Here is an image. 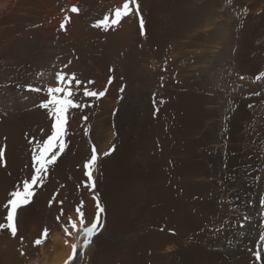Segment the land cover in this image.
Here are the masks:
<instances>
[{
  "label": "bare ground",
  "instance_id": "1",
  "mask_svg": "<svg viewBox=\"0 0 264 264\" xmlns=\"http://www.w3.org/2000/svg\"><path fill=\"white\" fill-rule=\"evenodd\" d=\"M47 1L49 0H31V1L29 0L28 1L26 0H19V1L0 0V9L5 8V10L6 9L8 10V9L19 8V7H23V9H25L24 7L27 6V4H31L30 7L33 9V11L36 12L37 10V13H38L39 9L42 10V7H41L42 3L45 5ZM69 1L71 0H68V2ZM215 1H218V0H215ZM72 2H75V1H72ZM76 2L80 4L83 3V5L88 3L94 7L96 6V3H97L96 0H76ZM146 2H147L146 5L150 11V16L148 15L149 16L148 26H147L148 38L146 39V41L143 40L144 44L142 48H140V34L136 35L138 28L134 26L131 16L122 17L121 19L122 21L120 20L121 22H118L117 23L118 25L116 24H109V25L107 24V26L105 25L107 28H109L107 29L105 27L107 29L106 33H103V34L98 33L99 35H95V36H93L92 34L93 31H91L89 25H87L84 22V17H83L84 15L82 16L80 15L75 18L74 20L75 22L73 21L74 27H73L72 34L67 35V36H65L66 34L62 35L63 38L65 36V38L67 39L66 42L67 41L72 42V45H73L72 47L74 48L76 47L86 48L90 46L89 44L92 39L97 38L106 46V55L104 54L105 55L104 58H106V61L104 60V58L102 59L94 58L95 56L93 53L91 57L92 58L91 64L89 65L87 64L86 59H84L80 55H77L78 53L76 54V52L70 51L69 49L62 48L61 46L51 45L52 43H54L51 38L54 36L55 33H57L53 31V29L50 28L51 26L49 27L47 25H44L41 29L34 30V31H27V28L26 30L24 29L25 28L24 27L25 24L23 22L24 16L20 15L19 13L11 14L10 18L17 20L18 22V24L16 26L14 25V27H8L10 22L8 23L7 27H4L3 25L7 24L5 22L7 20L9 21V19L4 21L0 18V87L2 84L6 82H15V81L18 82V77L19 78L21 77L20 80L22 81L20 82L22 84H30L31 82L41 83L43 81H47L46 80L47 74L45 75V73L46 71H49L48 69L53 67L54 71H56L58 68H60L63 65V63L65 64L68 61L71 62L72 59H73V63L71 64L68 70H74V69H78L79 71L83 70L86 76L91 75V77L97 78L98 80H99V77H98L99 75L97 76V74L98 73L101 74L102 72L105 71V74L103 73V77H100V78L104 79L106 75L108 76L112 75L111 77H113L115 87L121 83V80L123 79L122 76L126 73L129 77H131V79L128 78L129 82L134 85L138 83L140 79H149L150 82L151 80H154L156 82V81H159V79L161 78L167 79L170 73V69L175 66V63L177 62L176 59L178 57L182 59L183 57H185L186 59H190L192 57V54L194 56L197 54L195 56L196 58L195 62H197L199 65V66L197 65L198 69L197 68L196 69L200 71V75L197 74L198 77L194 76V74L191 72L193 69L191 70L190 68L191 67L195 68L196 65L194 64L195 65L194 67L193 65L191 66V64H188L186 68H188L189 71L191 70L190 72H188L190 73L189 74L190 77L189 78L187 77L188 83L186 82L187 83L186 87L188 88V91L185 93V96H182L183 98L181 97L180 93L178 94L176 93L177 95L176 101H175L176 103H175L174 109H172L174 110V113L176 115L173 121L175 124L173 127L174 138L175 137H176L175 139L179 138L181 142L182 141L189 142V136L190 138H192L191 130L197 124L195 120L197 116H200L201 109L210 111L211 114L218 111L219 119L221 120V123H222L223 120L226 118L225 117L226 114H224V112L228 110L231 111V108L229 109L230 103L231 101L232 102L234 101V103L235 102L243 103V105L246 107L248 111L247 115L253 112L256 113L257 108L259 109L258 110L259 115L257 118H255V121H253L254 123L253 125H251V128H253L254 126V131L259 132L260 134V135L256 134L257 138L259 135V137L262 140H264V102H262V100H264V83L262 85H257L260 83H257V84L255 83V81H257L256 77L262 72L263 68L262 70H257L259 69L257 68L258 67L257 61L259 59L258 57L260 56L255 57L253 55V51L254 50L257 51V49L258 50L261 49L259 51L264 53L263 52L264 45H261L264 43H260L259 46H256L253 44L255 43V41L253 40L254 38H257V41L264 38V26H262L263 23H260V22L258 23L257 20L256 22H250L251 20L248 19V22L250 23L245 24V25H248V27H245L243 29L239 26L240 28L237 29L236 22L239 20H234V15H232L233 17L230 15L231 14L230 12L232 11V7L234 5L230 6L229 2L223 1L224 4L228 3L227 6L229 5L230 7L229 8L227 6L225 7L223 6L224 4L222 3L223 4L222 10L220 11L217 10L218 13H216V15L213 16L212 24H211L212 26L211 25L209 26L208 24L201 32L197 30V33H196V31L193 30L195 32L193 33L191 32L192 31L191 28L194 26L193 28L196 29L195 25L199 24L200 26L202 24L201 22L198 21V18L196 17L197 15L196 11L193 12V10H191L192 8L190 9L189 6H186V5L184 6L183 3L174 5V3L172 4L168 1L162 2V4H159V5L156 3L155 0H146ZM233 4H236V3H233ZM238 4H239V1H238ZM241 4L242 3H240V5ZM52 5H53V2H52ZM245 6H247V3ZM46 7H47V4H46ZM239 7L241 8V6ZM235 9H237L236 5H235ZM258 9H256L257 12H259ZM211 10L212 8L210 9V11ZM238 10L239 9H237L236 11ZM248 10L249 8L247 9V11ZM200 11L201 10H199V12ZM47 12L48 11H46V13ZM207 12H208V9H207ZM39 13H41V11ZM209 13L210 12H208L207 14ZM235 14L237 16L236 12ZM198 15H201V14L198 13ZM31 16H34V15H31ZM35 16L32 17L33 19L31 18L30 19L33 20L34 23L36 22L38 23L40 19L37 16L36 17ZM39 17H40V14H39ZM240 17L241 16H238L237 18H240ZM42 18L43 17H41V19ZM95 19H99V17ZM252 21H254V18L252 19ZM261 22H264V21H261ZM28 24H30V22H28ZM246 30L250 34L248 38L246 37L245 32H244ZM208 31L210 33V37L208 38L209 48H208L207 53L205 51H201V53H199L200 51L197 52L196 50L193 53L191 49L190 51H187V48L189 49L190 46L192 47L200 46L201 47V46L208 45L206 44L207 40L205 39L206 33ZM16 33L18 36L16 35ZM185 38L186 39L188 38V39L186 41L185 40L183 41L182 39H185ZM246 39H248L247 41H249L250 44H248L247 49H244L242 46V43L245 42ZM186 46H189V47L185 48ZM127 47H129L128 50H127ZM171 49L172 50L174 49L175 51L173 54H172ZM202 50H205V48H203ZM246 50L248 51V54H249V59H247L248 61L247 65L250 68L247 69L248 70L247 72L250 73L249 74L250 76L249 75L246 76V78H249V80L246 79V81L243 82L241 77L242 75H244L245 72L241 71L242 69L241 67L243 66L241 65V62H242L241 59L242 58L244 59L243 56L246 54L245 53ZM65 52H67V54ZM61 53L65 54V57L58 58V56ZM31 58H34L36 61V64H35L36 70L34 69L35 70L34 72H31L32 70H30L32 66V64H30L31 66L29 65V63L32 60ZM80 58L84 62H82V64H77L78 61L80 62ZM246 58H248V56ZM10 59L12 60L14 59L13 60L14 62H13V65L11 63V65L9 64L8 68L6 67L7 68V72H6L4 71L5 68L2 67L3 65L2 62L3 60L10 61ZM152 60L158 64L157 67H159V64L161 65L160 70H157V68H155L156 66L155 64H153ZM116 61H118V64L119 63L121 64L122 62L127 63L126 61H129L130 65H129V62L126 64V67L127 68L129 67V69L127 68L126 70L123 69L125 67L119 66L120 64L117 65V67H115L116 65L114 64V62L116 63ZM147 61L152 62V65L149 64ZM263 61L264 59L263 60L260 59V63H262ZM145 62L147 63V65L143 64ZM188 63H189V60H188ZM78 65H80L79 68L77 67ZM153 66H155L154 67L155 69L153 68ZM260 66L262 65H259V67ZM180 70H183V69H180ZM50 71L54 72L52 69ZM186 71L185 73L187 74ZM31 73H34V75ZM38 74L39 76L37 78ZM253 78H254V81H252ZM16 82L14 85H16ZM172 84L175 85V83H172ZM196 85L198 86V91L200 89V93L202 89L205 91L210 90L214 93H217L216 94L217 96L213 98H207L199 94L197 90L195 89ZM9 90L10 92L8 96H2L0 98V104H3L7 107L17 106L21 110L25 109L27 106L35 104L36 103L35 101H38V98L40 99L42 95V94L39 95V93L36 94V93H31V92H26V91H19L16 89V86L9 88ZM255 93H259V95H261V98L256 99ZM165 95H162V96H165ZM42 97L44 99V96ZM163 99L164 98H162V101ZM218 101L220 102L219 105L217 104ZM108 104L109 103L106 101L104 108L108 107ZM159 104L160 103L158 101L157 105ZM218 107H220V110H218ZM239 109L238 111H240ZM45 114H46L45 111H39L38 113H35L33 115H28L25 118L17 119L16 121H10V119H8V120H5L2 124H0V127L3 129V131L5 130L16 143L17 141H19L16 135L17 134V131H16L17 123L16 122L30 123L33 119L42 121ZM0 116H1V113H0ZM11 119H13V117ZM134 120L135 122L136 120L139 122L136 116ZM192 120H193V123L191 122ZM42 122L44 123V121ZM182 123L184 126L183 128L184 130L180 128V125ZM102 124L101 126L103 127ZM223 125H226V124H223ZM243 129L244 128H242V130ZM212 131L214 130L212 129ZM213 137H214V134H213ZM254 139L256 140V138ZM225 144L226 142H224L223 139H219L218 143H215L214 145L219 146L218 147L219 149L217 148L216 149L218 152L221 153L222 151L224 152ZM236 144L238 146V143ZM251 149H247V148L243 149L246 152L245 154H243V157L242 156H241L242 158L236 157L234 159L235 167H238V164L240 165V163L238 162V159L239 160L240 159H254V157L252 156L253 152ZM174 153L177 154L176 157H179L181 159H173L174 166L172 167L171 170L169 167L171 162L169 163L167 160L162 161V159H158V161L155 160V162L153 161V159H148V161L150 162H148L147 164H150V165L149 167L147 165L148 168L142 171L136 168L137 167L136 164L140 162V159H112L109 162L108 168H107L108 170L107 171V182H106L107 185L105 189V205H106L105 213L107 216L108 226L106 225L107 228H105V230H107L108 232L120 233L122 231H126L127 229H130L133 226L134 218L136 216L142 215L140 214V212L144 204H146L147 202L148 204L146 205L150 209V217H152V220H157L160 217H162L165 221V219L168 218L169 220L168 224L170 225L169 228L171 229L170 230L171 232L170 234L155 232V234L153 233L151 235L144 236L142 239H140V248L138 249L136 246L137 244L134 245L133 242H132L133 244L132 246L130 247L127 246L128 247L127 249H122V246L119 244L120 242L118 243L117 241L108 240L109 242L106 244V246L100 248L99 251L95 254V258H93L94 259L93 264H108V262L114 261L115 259L122 260L124 264L125 263L133 264L136 259L137 261H140V263H145L147 261L148 251L150 248L153 249V253L156 252V250L160 251V249L167 250L166 252H169V258L171 259L169 261L171 262V264H250L249 263L250 260L246 259L248 258V255L244 253V249L246 250L249 247V244H250V247L256 248V249L257 247L264 245V241L260 240V236L263 235L264 233V215L262 213L263 207L259 206V201L264 196L263 195L264 189L262 188L263 189L262 191L259 190L260 194H258V197L256 200L257 206L254 207L253 209L252 207L251 209H249L250 208L249 207L248 209L250 211L247 209L248 212L245 216L250 218L248 220H245V222L248 221L247 225L244 227L239 226L238 229L227 227L226 232H224L226 234L225 235L222 234L223 236H221V239H219L220 232H221L220 226L228 222L227 219H229L228 217H229V214L231 213L230 212L231 209H228V211L224 212V206L227 207V205H229L232 202L231 198L229 197L230 193L229 192L221 193L218 189H216L218 192L215 191L214 193L215 197L210 196V192L207 191V188L209 185L211 187H214V184L205 183V180L209 177L206 174L207 172L205 173V170L207 168L206 163L210 160L201 159V161L200 160L186 161L182 158H184V156L188 158L187 154H190V153L180 152L177 150ZM142 160L145 161L144 159ZM213 161H210V162H213ZM219 164L222 169L220 162ZM116 177L118 178L116 179ZM119 178H121L120 180L122 181H119ZM201 182H203V184ZM10 187H11L10 183L8 184L6 179L5 181H3V179L0 177V216H3L4 214H6V209L3 208V203L9 199V195L7 197L8 193L6 192L9 190ZM195 195L200 196L199 199L196 201L193 200ZM72 196H71V199H66V200H64L63 197L61 199L59 198L61 202H58L60 201L58 200L56 205H54V207L50 211L40 210L37 212H33L30 209L31 207L29 208L30 205L28 207L22 206L20 209H18L17 236L13 237L10 234V232L7 230L0 231V264H64L67 261L68 256L72 252L71 246L73 244H76L77 242H78L77 251L78 253H80V251L84 249L81 247L82 246L81 241L84 240L85 237L79 231V220L75 221V223L77 224V229L75 230L72 229L71 226L68 227L63 224H60L61 226L63 225L62 227H60L61 229H57V227L55 228V225H54L55 223L54 218L57 212L67 213L66 210L69 207H72L71 205ZM217 198H223L225 202L223 204H219L216 201ZM63 201H66V202H63ZM238 208H241V206L240 207L238 206ZM243 208L244 207H242V209ZM76 209H77V206H76ZM91 210L92 212L94 211L93 209ZM57 216H61V215H59L58 213ZM147 219L149 218L147 217ZM0 222H3V221L0 220ZM88 225L90 224L86 223V226ZM65 227L68 228V232H65L64 230ZM45 229L48 230L47 238H48V241H50L51 243L47 241L49 244L42 242L43 244L36 245L34 243L36 236L39 235V239H40ZM131 233H134V232H131ZM192 238H196L197 240L196 241L192 240ZM96 239H99V238L97 237ZM23 244L25 246H22ZM93 247H94V243L90 245L88 249H86V252L87 253L90 252L91 249H93ZM22 252L24 253L23 255H21ZM155 256L158 258V255L155 254ZM29 257L30 259H28ZM77 260L74 261L73 264L74 263L79 264L80 262H82V260L81 261L78 260L79 262H77Z\"/></svg>",
  "mask_w": 264,
  "mask_h": 264
},
{
  "label": "rangeland",
  "instance_id": "2",
  "mask_svg": "<svg viewBox=\"0 0 264 264\" xmlns=\"http://www.w3.org/2000/svg\"><path fill=\"white\" fill-rule=\"evenodd\" d=\"M17 1H19V0H17ZM26 1H28V0H26ZM29 1H31V0H29ZM72 1H75V2H72ZM98 1L99 0H96V2L98 4L96 3V6L94 7L88 3H87L88 5L87 4L83 5V3L80 4V3L76 2V0H71L69 2H68V0H56V1L55 0H52V1L49 0L46 3L47 7H46V4L45 5L43 3H42V5L40 4L42 7V10L39 9L38 13H37V10H36V12L33 11V9L30 7L31 4H27V6L24 7L25 9H23V7L13 8L14 10L13 9H8V10L6 9L5 10V8L4 9L2 8V9H0V11H1L0 12V14H1L0 18L4 21L9 19V21L7 20L5 22L7 24L4 23L6 25V26L3 25L4 27H7L9 22L10 23H9L8 27H14V25L16 26L18 24V22H17V20L10 18L11 14L12 13L13 14L19 13L20 15L24 16V20H26V21L23 20V22L25 24L24 29L26 30V28H27V31H34V30L41 29L44 25H47L49 27L51 26L50 28L53 29V31L58 33V34L55 33L57 37L54 34L55 37L53 36L51 38L52 41L54 42L51 45L61 46L62 48L69 49L70 51L76 52V54L78 53L77 55H80L81 57L86 59V62L89 65V64H91V60H92L91 57H92L93 53L95 56L94 58H96V59H102L105 57L106 46L100 40H98L97 38H94L90 41V44H89L90 46H88L86 48L85 47L84 48L83 47L74 48V47H72L73 46L72 42H68V41L66 42L67 39L65 38V36L72 34L73 27H74L73 25L75 22L74 20L77 16H80V15L81 16L84 15L83 16L84 22L87 25H89L91 31H93L92 32L93 36L99 35L98 33H100V34L106 33V30L109 29L106 27L107 25L106 26L101 25L100 27H96L95 25L97 24L98 21L102 20L103 17L106 15L109 16L110 18L113 17L115 9L118 7L122 8L125 0H100L99 2ZM155 1L158 5L162 4V2H167V1L172 3V4L174 3V5L179 4V3H181V4L183 3L184 6L186 5V6H189L190 9L192 8L191 10H193V12L196 11V14H197L196 17L198 18V21L201 22L202 25H200V26H199V24L195 25L196 29H194L193 28L194 26H193L191 28V30H192L191 32H193V33H195L194 31H196V33H197V30L201 32L208 24H209V26L212 24L213 16H215L216 13H218V11L222 10L223 6L226 7L228 4V3L224 4L223 1L229 2L230 6L234 5L232 7V11L230 12L231 14L230 13L229 14L231 16L234 15V20H239L236 22V24H237L236 28L237 29H239L240 27L244 29L245 27H248V25H245V24H249L250 22H256V20L258 23L259 22L263 23V25L262 24L261 25L264 26V22H261V21H264V18H263L264 17V10H262V9H264V7H263L264 6V0H244V1L243 0H232V2H231V0H229V1L228 0H218V1H215V0L214 1L213 0H211V1L210 0H167V1L166 0H155ZM219 1H220V3H219ZM234 1H236V2H234ZM238 1H239V4H238ZM52 2H53V5H52ZM136 2L139 5V15L133 14L135 12V5L130 3V8L132 9V12H130L129 15H127V16L132 17L131 19H132L134 26L138 28L136 35L140 34V48H142L144 41H146V39L148 38L147 26H148V18L150 16V11L146 5L147 4L146 0H136ZM206 2H207V4H206ZM233 3H236V4H233ZM240 3H242V4L240 5ZM246 3H247L248 7L245 6ZM100 4H102V5H100ZM214 5L217 8H215ZM235 5H236V8L239 9L238 11H236L237 9H235ZM261 5H263V6H261ZM73 6L78 8V12L73 13L71 11ZM230 6L228 5L227 7L229 8ZM239 6H241V8L243 10ZM199 7H201V8H199ZM213 7H214V9H213ZM257 7L259 9L260 8L261 9L259 10ZM211 8H212V10L210 11ZM245 8H247V9L249 8V10L247 11V9H245ZM19 9H21V10H19ZM44 9H45V11H44ZM207 9H208V12H210L209 14H207L208 13ZM215 9H216V11H215ZM256 9H258L259 12H257ZM199 10H201V11L199 12ZM250 10H252V11H250ZM40 11H41V13H39ZM42 11H44V12H42ZM46 11H48V12L46 13ZM235 12L237 13V16H236ZM251 12H252V14H251ZM255 12H256V14H255ZM99 13H101V14H99ZM198 13L201 15H198ZM204 13H206L207 15ZM245 13H247V14H245ZM259 13H261V14H259ZM39 14H40V17H39ZM76 14H78V15H76ZM31 15H34V16L36 15L40 19L38 21V23L37 22L34 23L33 20H31V19H33L32 17H34ZM44 15H46V16H44ZM244 15H246V16H244ZM257 15H259V16H257ZM238 16H241V17L237 18ZM25 17H26V19H25ZM41 17H43V18L46 17V18L41 19ZM98 17H99V19H95ZM204 17H206V18H204ZM141 18L143 19V22H144L143 34L141 33V28H140ZM199 18L200 19L202 18V19L200 20ZM253 18H254V21H252ZM248 19L251 21L248 22ZM120 20H119V22L122 21V20L121 21ZM27 21L30 22V24H28ZM26 23H27V25H26ZM61 24H64V28H63L64 30L61 29V27H60ZM116 25H118V24H116ZM250 26H252V25H250ZM108 27H110V26H108ZM244 32H245L246 37L248 38L250 35L249 32L247 30ZM16 35H17V33H16ZM60 35H61V37H60ZM62 35H65L64 38L62 37ZM209 37H210V33L208 31L206 33V38H205L207 40L206 44H208V45H206L207 47L206 46H201V47L200 46H193V47L192 46H190V47L186 46L185 48L189 47V49L187 48V51H190V49H191L193 53L195 52V50L197 52L200 51L199 53H201V51H205L207 53L208 48H209V43H208ZM187 39L185 38L182 40L186 41ZM247 40L248 39H246V41L242 43V46L244 49H247L248 44H250L249 41H247ZM253 40L255 41V43H253V44L256 46H259L260 43H264V41H263L264 38L259 40L260 42L257 41V38H254ZM153 44H154V42H153ZM261 45H264V44H261ZM72 48H73V50H72ZM128 48L129 47H127V50H128ZM203 48H205V50H202ZM206 49H207V51H206ZM78 50H79V52H78ZM259 50H261V49H259ZM259 50L257 49V51L260 52L262 55L255 50L253 51V55L255 57L260 56V57H258L259 59L257 61V66H258L257 68H259L257 70H262V68H263L261 73H264V67H262V66H264V61L262 62L263 64L260 63V59L261 60L264 59V57H263L264 53H262ZM174 52L175 51L173 49L172 54ZM176 52H178V51H176ZM65 53L67 54V52H65ZM245 53H244L245 55L243 56L244 59L243 58H242L243 60L241 59V61H242L241 65H243L241 67L242 68L241 71L245 72L244 75H242V77H241V78L244 77L242 79L243 82H245L246 79L249 80V78H246V76H248L250 74L249 72H247L248 71L247 69L250 68L247 65L248 64L247 59H249V54H248L247 50L245 51ZM195 56L192 54V57H191L192 59L191 58L186 59L185 57H183V59H182V58L178 57L176 59L177 64L175 63V66L170 69V73H169V76L167 77V79L161 78V79H159V81H156V82L154 80H151V82H150L149 79H140V81L134 85V84H131L129 82L128 78L131 79V77H129L126 73L122 76L124 79V80L123 79L122 80L124 82L121 80V83L115 87L113 77H111L112 75H110V76L106 75V77L104 79L100 78V77H103V73L105 74V71L102 72L101 74H99L97 72L98 73L97 76L99 75L98 76L99 80H98L97 78L91 77V75L86 76L84 74L83 70H81V71H79L78 69L68 70L69 67L71 66V64L73 63V59H72V61L70 63H69V61L66 62L65 64L63 63V65L60 68H58L59 70L57 69L58 71L57 70L54 71L53 67L48 69L49 71H46V73H45V75L47 74V76H46L47 79L45 78L47 81H43L41 83L40 82L39 83L38 82H31L30 84H22L20 82V81H22V80H20L21 77L20 78L18 77V82L15 81L16 85H14L15 82H6V83L1 85V87H0V98L2 96H8V94L10 92L9 88L15 87V86H16V89L19 91H26V92L36 93V94L39 93V95H41V94L42 95H41L40 99L38 98L39 102L35 101L36 102V103L34 102L35 104L27 106L25 109H22V110L19 109L17 106L7 107L3 104H0V113H1L0 124H2L5 120H8V119H10V121H16L17 119H22L28 115H33L35 113H38L39 111H45V113H46L42 119V121H44V123L42 121L37 120V119H33L30 123H27V122L18 123V122H16L17 123V130H16L17 134L16 135H17V138L19 139V141H17L16 143L11 138V136L5 130L3 131V129L0 127V153H3V155L0 156V160H2L4 162V163L3 162L0 163V166H1L0 167V177L3 179V181H5V179H6L8 184L10 183L11 187L6 192L9 194L10 192H12L18 188H22L23 182L26 179H29L30 175L34 173V168H33L34 162L32 160V156L36 151V146H37V144L41 143L43 140L47 139V136L51 134V131H52L51 126L54 123V119H53L52 115H50L51 105L49 106V109H45L43 107H40V105L42 102H45L47 99V87L56 85V73L61 72V71L64 73H68V74L74 73L76 75V77L80 81H82V84L78 90L74 86V91H76V101L82 106L79 108H75V109H69L67 111V113L65 114V119H66L65 126L66 127H65L64 142H65L66 147H65L63 152H58L57 159H56L55 163L48 166V170H47V173L45 174V177L43 179L42 184H37L36 186H34L33 197L31 198L30 202L27 205H24L27 207L30 205L29 208L31 207L30 209L33 212H37L40 210L50 211V210H52L54 205H56L57 201L60 200L62 197L64 198V200H66V199H71V196L73 195L72 196V204H71L72 207H69L71 210L68 208L66 210L67 213L63 212V215H61L62 212L56 211L57 214L55 215V218H54L55 219L54 225H55V228L57 227V229H61L60 227H62L63 225H66L69 227V226H71V222H75L76 220L80 219L79 214L76 211V206H77V208H81V211H83L85 213V219H86L87 223L90 224L95 218L96 208H94V207H96L97 202L100 203V205L104 209V211L101 213V216H100V221H101L102 227L99 228L95 237L92 238V242L90 243V245H92L94 243L93 249H91V251L87 253L86 249H88V247L90 246L89 245L85 250L82 249V251H80L83 253V255H78L75 258L74 261H76L77 259L79 261L82 260V262H80L79 264H93V260H94L93 258H95V254L99 251L100 248L105 247L109 241L113 240V241H117L118 243L120 242L119 244L122 246V249H127L128 247L132 246L133 244L134 245L137 244L136 246L138 249V248H140V239H142L144 236L151 235L153 233L155 234V232L169 233V234L171 232L170 231L171 229L169 228L170 225L168 224V222H169L168 218H166L167 220L165 219V221L162 217H160L157 220H152V217H150V209L147 207L146 204H148V203L146 201H145L146 204H144V206L142 207V210L140 212V214H142V215L136 216L134 218L133 226L130 229H127L128 231L126 230V231H122L120 233H118V232L116 233V232H108L107 230H105V228H107V226H108L107 225V216L105 213V207H106V205H105V189H106V185H107L106 182H107V171H108L107 168H108L109 162L112 159H140V162H138L136 164L137 165L136 168L140 169V171L149 167L150 164H147V163L150 161H148V159H153L154 162H155V160L158 161V159H162V161L167 160L169 163L171 162L170 166H169L170 170H171L172 167L174 166L173 165L174 164L173 159H181L179 157H176L177 154L174 153L176 150L180 151V152L190 153V154H187L188 158L186 156H184V158H182L186 161H198V160L201 161V159H203V160L208 159L210 161L214 160L213 162L208 161L207 162L208 164L206 163L207 168L205 170V173L207 172L206 174L209 177L205 180V183L206 184H214V187H211L209 185L210 187L208 186L207 191L210 192L211 197H215V194H214L215 191L218 192L216 189H218L221 193L229 192L230 193L229 197L231 198V201H232L229 205H227V207L224 206V212L228 211V209H231L230 212L232 214L231 213H230L231 215L229 214V217H228L229 219H227L228 222L220 226L221 232H220L219 239H221V236H223L222 234H224V235L226 234L224 232H226L227 227L238 229V227L241 224H243L244 226L247 225L248 221L245 222V219H244L245 215L248 212L247 209L249 207H250L249 209H251V207L253 209L254 207L257 206L256 200H257L258 194H260L259 190L262 191L264 189V186H263L264 185L263 184V182H264V173H263L264 172V140H262L259 137V135H260L259 132L254 131V126H253V128H251V125H253V123H254L253 121H255V118H257L259 115L258 114L259 109L257 108L256 113L253 112L255 115L253 113H250L249 115H247L248 111L242 102L241 103L240 102L234 103V101L233 102L231 101L229 109L231 108L232 113L230 110L224 112V114H226V116H225L226 118L223 120L224 123L223 122L221 123V120L219 119L218 111H216L218 114L216 112L211 114L210 111L201 109L200 110V112H201L200 116H197L196 120H195V122H197V124L196 125L194 124L195 126L191 130L192 138H190V136H189V142H186V141L181 142L179 140V138L175 139L176 137L174 138V135H173V127L175 124L173 121H174L176 115L174 113V110H172V109H174V106L176 103L175 102L176 96H177L176 93L177 94L180 93V95L182 97V96H185V93L188 91V88L186 87V85L188 83L187 77L188 78L190 77V75H189L190 73H188V72H190L193 69L191 72L194 74V76L198 77V75H200V71L197 70L198 69V67H197L198 63L195 62L196 61ZM247 56H248V58H246ZM59 57L63 58V57H65V54L61 53L58 56V58ZM262 57H263V59H262ZM31 59L32 60L29 63V65L32 64V66L30 65L31 66L30 70H32L31 72H34L36 70V66H35L36 61L34 58H31ZM13 60L12 59H10V61L3 60L2 67L5 68L4 71L7 72V68L9 67V64L11 65V63H12V65H13V62H14ZM104 60L106 61V58H104ZM188 60H189V63H188ZM82 62H84V61L80 58V62L78 61L77 64H82ZM126 62L128 63L129 61H126ZM147 62L151 65L153 62V64H155V66H156V67L153 66V68L155 67V68H157V70L161 69V65L159 64V67H157L158 64L155 63L153 60H152V62H150V61H147ZM116 63L114 62V64L116 65L115 67H117V65L120 64V63L118 64V61H116ZM122 63L119 66H121V67L124 66L125 68H123V69L126 70V68H127L126 64L127 63H125V62H122ZM143 64L147 65L146 62ZM188 64H191V66L193 65L194 67L196 65V67L195 68L191 67L190 68L191 70L189 71V69L186 68ZM258 64L262 65V66H260L261 68L259 67ZM65 65H67V67H65ZM129 65H130V62H129ZM129 65H127V66H129ZM77 67L79 68L80 65H78ZM54 68H55V66H54ZM51 69L54 72H51L50 71ZM127 69H129V67ZM180 69H183V70H180ZM184 69H186L187 71ZM185 71L187 72V74L185 73ZM31 74L34 75V73H31ZM172 74H174V75H172ZM38 76H39V74L37 75V78H38ZM125 77H127V78H125ZM89 81H93L94 83L89 84L88 83ZM109 81H111V82H109ZM252 81H254V78L252 79ZM172 83H175V85H173ZM255 83L256 84L260 83L257 85H262L264 83V78L255 81ZM27 85H32L33 87L40 88V89H42V91H40V92L29 91L27 89ZM85 87H87L89 90H94L97 92L103 91L105 94L103 96H100V97H85L83 95V89ZM195 89L197 90V92L199 94H201L207 98H213V97L217 96L216 95L217 93H214L210 90L205 91L202 89V91L200 93V89L198 91L197 85L195 86ZM255 94H256L255 95L256 99L261 98V95H259V93H255ZM162 95H165V96H162ZM42 96H44V99ZM160 96H162V97H160ZM162 98H164L163 101H162ZM106 101L109 104H108V107L104 108ZM158 101L160 103L159 105H157ZM262 102H264V100H262ZM219 103L220 102L218 101L217 104L219 105ZM262 105H263V103H262ZM157 106H158V108H157ZM239 107H240V109H239ZM232 108H233V110H232ZM105 109H107V110H105ZM238 109L240 111H238ZM218 110H220V107H218ZM227 112L228 113L230 112V113L228 114ZM215 114H216V116H215ZM135 116L137 117L139 122L137 120L135 122V120H134ZM12 117H13V119H11ZM231 118H233V119H231ZM251 120H252V122H251ZM245 121H246V123H245ZM191 122L193 123V120ZM101 124L103 125V127L101 126ZM223 124H226V125H223ZM233 125H235V126H233ZM246 125H248V126H246ZM180 128L181 129L184 128L183 123L180 125ZM242 128H244V129L242 130ZM212 129L214 131H212ZM186 130H188V129H186ZM239 130H241V131H239ZM213 134H214V137H213ZM256 134H259L258 135L259 139L257 138ZM169 135H170V137H169ZM200 135H201V137H200ZM216 135H217V137H216ZM218 135H219V137H218ZM233 135H234V137H233ZM224 138H226L227 140ZM254 138H256V140ZM219 139H223V141L226 142V144L224 145L225 146L224 152L222 151L221 153L217 151V149H219L218 148L219 146L214 145L215 143H218ZM201 143H203V144H201ZM236 143H238V146ZM93 146H95V148L97 150L98 159H99V160H97V163L93 169V177L95 178L94 179V181H95V187L94 188H92L90 186H88V187L85 186L86 182H87V177L84 175L85 169L83 167L84 163L86 162L85 160L90 159L91 150H92ZM232 147H234V148H232ZM244 147L247 149L252 148L251 149L253 152L252 156L254 157V159H240V160L238 159V162L240 163V165L238 164V167H235L234 159L236 157H241V156L243 157V154L246 153L245 150H243V149H245ZM104 153H109V154L104 155ZM221 154H223V155H221ZM230 157H232V158H230ZM142 159H144L145 161H143ZM20 161H21V163H20ZM219 162L221 163L222 169L220 167ZM17 163H19V164H17ZM13 165H15V166H13ZM143 165H145V166H143ZM147 165H148V167H147ZM253 174H254V176H253ZM117 178L118 177H116V179ZM209 178H211V179H209ZM120 179L121 178H119V181H122ZM224 180H226V181H224ZM201 183L203 184V182H201ZM213 188H215V189H213ZM8 194H7V197H8ZM263 195H264V193H263ZM199 197H200L199 195H195L194 196L195 199L193 198V200L196 201L199 199ZM263 197L261 198V200H264ZM75 201H76V203H75ZM216 201L219 204H223L225 202V200L223 198H217ZM260 201H259V206L263 207L262 213L264 215V204H260ZM5 202H7V201H5ZM5 202L3 203V205L5 204ZM58 202H61V200ZM63 202H66V201H63ZM73 205L74 206L76 205V206L74 207ZM238 206L239 207L241 206V208H238ZM242 207H244V208L242 209ZM90 208L93 209L94 211L92 212V210ZM239 209H241V210H239ZM236 211H237V213H236ZM89 212L91 213L92 216L90 215ZM58 213L61 216H57ZM57 217H60L61 220L59 219L60 220L59 221L57 219ZM69 217H71V221L69 220ZM147 217L149 219H147ZM232 218H233V220H232ZM235 220H236V222H235ZM232 222H234V223H232ZM60 224H63V225L61 226ZM165 230H166V232H165ZM131 232H134V233H131ZM136 233H137V235H136ZM263 235H264V233H263ZM97 237L99 239H96ZM41 238L42 237H40V239ZM36 239H39V235L36 236ZM192 240L196 241L197 239L192 238ZM47 241H48V238L43 239V243L49 244L48 242H50V241H48V242ZM124 242L128 245H126ZM132 242H133V244H132ZM43 243H41V244H43ZM122 243H124V244H122ZM81 244H83V240L81 241ZM76 245L78 247V242L76 243ZM22 246H25V245L23 244ZM255 249L256 248L250 247V244H249V247L246 249L247 251L244 249V253L248 255V258H246V259L250 260L249 261L250 264H264L263 260L258 262L255 258V255H254V253L257 250L260 251L261 253H264V245L257 247L256 250ZM166 251L167 250H165V249H160V251L156 250V252L153 253V249L150 248L148 251V258H147V261L145 263H140V261H137V259H136L133 264H161V263L162 264H165V263L171 264V262L169 261V260H171L169 258V252H166ZM85 254H87V255H85ZM155 254L158 255V258L155 256ZM28 259H30V257ZM78 260H77V262H79ZM122 263H123L122 260H119V259H115L114 261L108 262V264H122Z\"/></svg>",
  "mask_w": 264,
  "mask_h": 264
},
{
  "label": "snow or ice",
  "instance_id": "3",
  "mask_svg": "<svg viewBox=\"0 0 264 264\" xmlns=\"http://www.w3.org/2000/svg\"><path fill=\"white\" fill-rule=\"evenodd\" d=\"M130 3L135 5V12L133 14L139 15V5L136 0H125L123 3L122 8L118 7L114 11V16H104L102 20L98 21L95 25L96 27H100L101 25L107 24H117L119 20L129 15L132 12L130 8ZM71 11L73 13L78 12V8L73 6ZM67 19V18H66ZM61 29L64 28V24L60 25ZM140 28L141 33L143 34L144 29V22L141 18L140 20ZM70 63V62H69ZM67 67V65H65ZM264 78V73H260L256 77L257 80ZM243 79V78H241ZM111 82V81H109ZM89 84H93V81H89ZM82 81H80L74 73L68 74L64 72H57L56 73V85L47 87V99L45 102H42L40 107L45 109L50 108V115H52L54 119V123L52 124V131L51 134L47 136V139L43 140L41 143L37 144L36 151L32 156V160L34 162L33 168L34 173L30 175L29 179H26L23 184L22 188H18L12 192H10L9 199L3 205V208L6 209V214L0 216V230H7L13 237L17 236V212L22 206L27 205L31 198L34 195V186L37 184H42L45 174L47 173L48 166L55 163L57 159L58 152H63L66 145L64 142V135H65V114L69 109L79 108L80 105L76 101V91H74V86L78 90L81 86ZM27 89L33 92H40L42 89L33 87L32 85H27ZM105 93L103 91L97 92L94 90H89L87 87L83 89V95L85 97H100L103 96ZM109 153H104V155H108ZM3 153H0L2 156ZM98 154L95 146L92 147L90 159L86 160L83 167L85 169L84 175L87 177L86 187L90 186L92 188L95 187V181L93 177V169L97 163ZM3 161L0 160V163ZM261 204H264V200L260 201ZM77 213L79 214V231L85 237L83 240L82 248L86 249L89 244L92 242V238L97 234L100 227H102L100 216L101 213L104 211L103 207L100 205L99 202L96 204V213L94 220L90 223V225L86 226V219L85 213L81 211V208L76 209ZM63 215V212L61 213ZM59 220L60 217H57ZM245 220L250 219L249 217L245 216ZM71 221V217H69ZM72 229H77V224L75 222H71ZM240 227H244L243 224ZM65 232H68V228L65 227ZM48 230L45 229L42 233L41 239H36L34 243L39 245L43 242V239L47 238ZM22 239V238H21ZM260 240L264 241V235L260 236ZM72 252L68 256L67 261L65 264H73L75 258L78 255H83L82 252L78 253L77 245L73 244L71 246ZM24 253L22 252L21 255ZM256 260L259 262L264 260V253L260 251H256L254 253Z\"/></svg>",
  "mask_w": 264,
  "mask_h": 264
}]
</instances>
